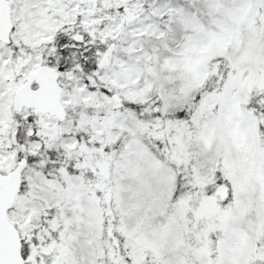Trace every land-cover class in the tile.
<instances>
[{
    "label": "snow or ice",
    "instance_id": "6c2138e0",
    "mask_svg": "<svg viewBox=\"0 0 264 264\" xmlns=\"http://www.w3.org/2000/svg\"><path fill=\"white\" fill-rule=\"evenodd\" d=\"M0 264H264V0H0Z\"/></svg>",
    "mask_w": 264,
    "mask_h": 264
}]
</instances>
